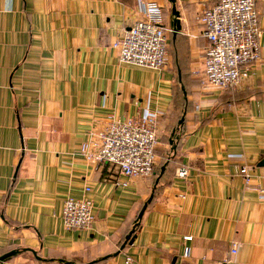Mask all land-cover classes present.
Returning a JSON list of instances; mask_svg holds the SVG:
<instances>
[{
	"label": "crops",
	"instance_id": "1",
	"mask_svg": "<svg viewBox=\"0 0 264 264\" xmlns=\"http://www.w3.org/2000/svg\"><path fill=\"white\" fill-rule=\"evenodd\" d=\"M140 1L0 0V256L20 250L3 264H264V0L261 58L231 88L204 76L202 14L219 0H176L179 31L172 3L153 0L173 29L166 66L120 62L113 43ZM147 108L164 111L171 150L184 117L177 149L163 173L117 184L125 177L81 144L109 116ZM85 196L92 226L67 230L65 200Z\"/></svg>",
	"mask_w": 264,
	"mask_h": 264
},
{
	"label": "built area",
	"instance_id": "2",
	"mask_svg": "<svg viewBox=\"0 0 264 264\" xmlns=\"http://www.w3.org/2000/svg\"><path fill=\"white\" fill-rule=\"evenodd\" d=\"M142 17L130 24L113 43L119 61L135 66L162 69L168 60V34L161 5L153 0L139 3ZM204 35L209 40L205 56V82L217 88L237 87L249 77L250 65L261 58L259 12L256 0H219L202 14ZM164 111L147 108L141 114L120 118L111 115L108 121L88 133L81 144V154L90 162L109 164L125 177L117 184L150 177L157 162L159 129ZM246 183L251 182L249 166H242ZM177 175L186 178L189 169L182 166ZM86 187V191H90ZM62 218L67 230H84L94 222L93 202L88 197L67 198ZM190 239L191 236H187ZM237 244L232 252L236 253ZM190 249H185L189 256ZM128 257L126 262L131 263Z\"/></svg>",
	"mask_w": 264,
	"mask_h": 264
},
{
	"label": "water",
	"instance_id": "3",
	"mask_svg": "<svg viewBox=\"0 0 264 264\" xmlns=\"http://www.w3.org/2000/svg\"><path fill=\"white\" fill-rule=\"evenodd\" d=\"M172 3V14H173V20H172V26L174 27V31H179L181 29V23H180V12L177 9L176 6V0H169ZM184 122V117L181 118V120L179 121V124H182ZM173 135H175V130L173 132ZM171 141L173 142V139H171ZM262 164H264V161L262 162ZM166 166L162 167V173L165 171ZM159 182V178L156 181V184ZM154 197V193L150 196V198L147 200V202H145L144 206L142 207L140 213H139V217L138 219H141L148 204L152 201ZM135 228H133L131 230V232L127 235L126 237V243H130L132 244L135 240ZM20 252V250L15 249V250H11L9 252L4 253L3 255L0 256V264H3L4 262H6L8 259H10L11 257L17 255ZM70 263V262H68Z\"/></svg>",
	"mask_w": 264,
	"mask_h": 264
},
{
	"label": "rangeland",
	"instance_id": "4",
	"mask_svg": "<svg viewBox=\"0 0 264 264\" xmlns=\"http://www.w3.org/2000/svg\"><path fill=\"white\" fill-rule=\"evenodd\" d=\"M159 145L156 149L157 153V162L154 169V174H159L162 170V167L165 166V164L170 159V151H171V145L168 143V137L163 135L161 131H159Z\"/></svg>",
	"mask_w": 264,
	"mask_h": 264
},
{
	"label": "trees",
	"instance_id": "5",
	"mask_svg": "<svg viewBox=\"0 0 264 264\" xmlns=\"http://www.w3.org/2000/svg\"><path fill=\"white\" fill-rule=\"evenodd\" d=\"M182 130H183V123L182 124H179V126L175 129V135L172 134V137H173V146H172V150L170 151V154L172 153H175L176 149H177V145H176V142H177V139L179 138V136H181V133H182ZM72 264H74V262H72Z\"/></svg>",
	"mask_w": 264,
	"mask_h": 264
}]
</instances>
